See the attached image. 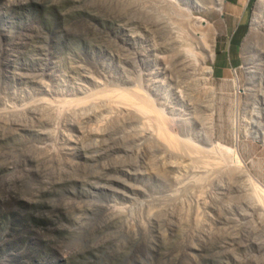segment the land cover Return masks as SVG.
<instances>
[{
	"label": "rangeland",
	"instance_id": "374dc122",
	"mask_svg": "<svg viewBox=\"0 0 264 264\" xmlns=\"http://www.w3.org/2000/svg\"><path fill=\"white\" fill-rule=\"evenodd\" d=\"M228 1L0 0V264H264V0Z\"/></svg>",
	"mask_w": 264,
	"mask_h": 264
},
{
	"label": "bare ground",
	"instance_id": "6f19581e",
	"mask_svg": "<svg viewBox=\"0 0 264 264\" xmlns=\"http://www.w3.org/2000/svg\"><path fill=\"white\" fill-rule=\"evenodd\" d=\"M218 1V0H217ZM220 1V0H219ZM223 1V0H222ZM222 3L223 2H221V8H222ZM262 3V2H261ZM215 4H216V1H215ZM217 4H220V3H217ZM260 6H261V4H260ZM222 10V9H221ZM179 12V11H178ZM191 16V15H190ZM190 18V17H189ZM200 18V17H199ZM183 22V21H182ZM136 90V92L138 91V89H135ZM116 93V92H115ZM119 94V93H118ZM121 94V93H120ZM134 94V93H133ZM132 93H124L123 95H121V97H119L120 95H117V96H113V104H116V103H121L122 102V98H123V101L124 102H122V104L124 103H128L129 105H130V107L131 108H134V109H136L137 111L139 110V111H142L144 114H149V112L147 111V109L149 110V109H151V108H153L154 107V104L152 103V102H150V100H147L146 98L144 99V98H142V96L140 95H138L137 94V96H136V94L135 95H133ZM141 94V93H140ZM108 95V94H107ZM106 95V96H107ZM105 96V95H104ZM109 96V95H108ZM111 97V96H110ZM112 99L110 98V101H111ZM88 102V101H87ZM116 102V103H115ZM81 105H82V102L80 103ZM83 104L84 105H86L87 106V104L88 103H85V102H83ZM153 104V105H152ZM83 105V106H84ZM121 104H119L118 106H120ZM66 106V105H65ZM73 106V105H72ZM72 106H71V108H72ZM76 106H78L79 107V104L78 105H76ZM153 106V107H152ZM65 108V107H64ZM145 108H146V110H145ZM70 109V108H69ZM152 110V109H151ZM67 111H69V110H67ZM115 111H117V110H115ZM114 112V111H113ZM156 112V111H155ZM153 113V112H152ZM151 114V113H150ZM157 114H158V112H157ZM160 114V113H159ZM158 114V115H159ZM147 116V115H146ZM157 116V115H156ZM160 116V115H159ZM159 116H158V119H159ZM142 118V117H141ZM144 118V117H143ZM155 119V118H154ZM144 122H146L145 120H143ZM151 122V121H150ZM155 122V121H154ZM152 123V122H151ZM145 126H146V124H145ZM142 127H144V126H142ZM134 130V129H133ZM148 130V129H147ZM146 130V131H147ZM145 131V132H146ZM156 132V131H155ZM158 133V132H157ZM166 138L168 139V141H170V135H167L166 134ZM171 136H173V134L171 135ZM144 137V136H143ZM160 137V136H159ZM162 137V136H161ZM165 138V139H166ZM163 139H164V136H163ZM164 141V140H163ZM176 142V141H175ZM174 143V142H173ZM138 144V143H137ZM169 145V144H168ZM136 150V149H135ZM136 152V151H135ZM201 167V166H200ZM199 170V169H198ZM201 170V169H200ZM197 171V170H196Z\"/></svg>",
	"mask_w": 264,
	"mask_h": 264
},
{
	"label": "crops",
	"instance_id": "0c3cea01",
	"mask_svg": "<svg viewBox=\"0 0 264 264\" xmlns=\"http://www.w3.org/2000/svg\"><path fill=\"white\" fill-rule=\"evenodd\" d=\"M246 2V0H229L227 4V11H236L235 9L239 7L240 5H243ZM229 8V10H228Z\"/></svg>",
	"mask_w": 264,
	"mask_h": 264
}]
</instances>
